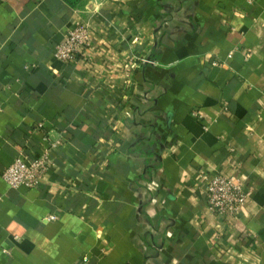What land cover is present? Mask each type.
I'll use <instances>...</instances> for the list:
<instances>
[{"label": "crops", "instance_id": "crops-1", "mask_svg": "<svg viewBox=\"0 0 264 264\" xmlns=\"http://www.w3.org/2000/svg\"><path fill=\"white\" fill-rule=\"evenodd\" d=\"M38 124L59 147L38 188L0 175V264H264V0H0V174ZM219 174L237 218L199 189Z\"/></svg>", "mask_w": 264, "mask_h": 264}, {"label": "built area", "instance_id": "built-area-1", "mask_svg": "<svg viewBox=\"0 0 264 264\" xmlns=\"http://www.w3.org/2000/svg\"><path fill=\"white\" fill-rule=\"evenodd\" d=\"M91 41L92 32L88 25H74L68 30L64 40L55 46V58L64 64L78 63L85 57ZM140 62L146 65H156L155 62L148 59H141ZM193 116L201 118L198 113H194ZM43 129L42 124L36 125L33 129V134H42L43 136L42 153L31 158L21 151L13 163L1 171L2 180L11 189L38 188L54 165L53 155L59 147V142L51 141L49 136L43 133ZM199 189L205 196L208 208L216 217L220 218L227 216L237 218L249 197L242 185L235 182L233 178L221 174L204 178V183L199 186ZM56 220L57 216L55 215L46 218L47 222ZM216 244L218 245V242ZM84 261L87 262V259Z\"/></svg>", "mask_w": 264, "mask_h": 264}, {"label": "trees", "instance_id": "trees-1", "mask_svg": "<svg viewBox=\"0 0 264 264\" xmlns=\"http://www.w3.org/2000/svg\"><path fill=\"white\" fill-rule=\"evenodd\" d=\"M63 1H65L71 7H76L84 2V0H63Z\"/></svg>", "mask_w": 264, "mask_h": 264}]
</instances>
